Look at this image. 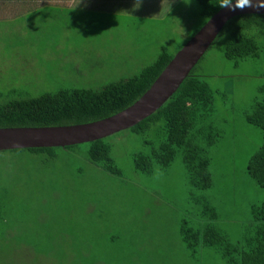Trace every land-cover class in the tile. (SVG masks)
Returning a JSON list of instances; mask_svg holds the SVG:
<instances>
[{
    "label": "rangeland",
    "instance_id": "obj_1",
    "mask_svg": "<svg viewBox=\"0 0 264 264\" xmlns=\"http://www.w3.org/2000/svg\"><path fill=\"white\" fill-rule=\"evenodd\" d=\"M77 3L0 0V18H12L28 5H65L57 23L40 10L0 20V92L19 85L32 93L101 88L138 73L162 47L175 53L203 22L196 0H169L154 18L144 15L137 0ZM41 15L54 26L24 29ZM225 31L198 66L220 91L213 112L220 136L208 151L212 186L194 196L201 205H216L218 222L234 233L251 205L264 199L246 172L263 131L245 117L252 100H264V28L253 31L259 56L238 63L224 57L230 34ZM140 138L129 129L105 137L118 176L89 162L85 143L56 147L51 155L0 151V202L7 218L0 220V264H223L212 260L218 256L212 247L198 248L196 255L208 254L192 261L181 240L182 220L193 226L208 219L190 200L181 154L167 169L138 172L133 154L144 149Z\"/></svg>",
    "mask_w": 264,
    "mask_h": 264
},
{
    "label": "trees",
    "instance_id": "obj_2",
    "mask_svg": "<svg viewBox=\"0 0 264 264\" xmlns=\"http://www.w3.org/2000/svg\"><path fill=\"white\" fill-rule=\"evenodd\" d=\"M196 2L200 5L199 17L203 19V22L194 28L190 37L213 13L220 9L217 4L218 0H196ZM28 6L12 18L2 17L0 20L12 21L26 14L36 15L40 13V10L51 21L57 23L65 10V5L57 4ZM48 12L52 14L48 16ZM45 18L41 15L24 29L48 31L54 24L47 22ZM263 28L264 14L236 15L225 23L212 44L223 32H226L225 30H228L230 34L224 47V57L227 60L238 63L247 58H257L261 47L253 31ZM205 53L182 80L176 91L160 107L136 124L123 129H129L141 135L140 142L144 149L133 154V167L138 172L150 173L155 166L167 169L172 165L176 155L181 154L186 179L191 188L190 200L197 204H200L198 202L200 200L197 201L194 192L212 186L209 169L211 158L208 151L220 136V131L213 118V112L216 109V95L220 91L212 86L208 74L198 71V66ZM174 54L169 53L166 47H162L156 59L144 66L138 73L125 79L108 82L97 89L62 87L53 91L32 93L20 85L11 86L8 90L0 92V127L67 125L95 121L110 116L136 101L149 88ZM245 117L248 123L263 131L262 143L250 156L246 172L257 187L264 191V100L258 98L252 100ZM83 143L87 146L86 159L89 162L110 174L121 175L120 169L113 163L110 154L111 146L105 137L56 147L70 148ZM56 147L9 150L18 152L26 150L51 155ZM216 207L214 204H200V209L208 215V219H198L193 226L189 225L186 219L180 222L181 240L191 252V255L189 253L191 260L198 261L208 254L196 255L198 248L212 247L215 255L218 254L217 257L212 256V260H224L223 264H264V199L251 205L250 216L246 218L243 227L237 228L234 233L228 232V228L218 222ZM3 211L4 206L0 202V220L7 221L6 216H3ZM14 216L16 218L15 212ZM9 223L11 225L13 221Z\"/></svg>",
    "mask_w": 264,
    "mask_h": 264
},
{
    "label": "water",
    "instance_id": "obj_3",
    "mask_svg": "<svg viewBox=\"0 0 264 264\" xmlns=\"http://www.w3.org/2000/svg\"><path fill=\"white\" fill-rule=\"evenodd\" d=\"M245 13L264 14V9L246 8L235 12L218 9L175 52L149 88L121 111L85 123L41 127H0V150L56 147L88 142L136 124L154 112L176 91L225 23L232 17Z\"/></svg>",
    "mask_w": 264,
    "mask_h": 264
},
{
    "label": "clouds",
    "instance_id": "obj_4",
    "mask_svg": "<svg viewBox=\"0 0 264 264\" xmlns=\"http://www.w3.org/2000/svg\"><path fill=\"white\" fill-rule=\"evenodd\" d=\"M81 2L82 0H78L76 6ZM137 2L140 3L142 0H137ZM217 4L221 9H227L232 12H235L236 10L243 11L246 8H252L255 10L264 9V0H218Z\"/></svg>",
    "mask_w": 264,
    "mask_h": 264
},
{
    "label": "crops",
    "instance_id": "obj_5",
    "mask_svg": "<svg viewBox=\"0 0 264 264\" xmlns=\"http://www.w3.org/2000/svg\"><path fill=\"white\" fill-rule=\"evenodd\" d=\"M167 4H169V0H146V1L140 2L139 6L140 7L143 6L142 7L143 9H140V10H145L144 15L154 18V17H158L162 11H165ZM93 9L118 11V9L113 10L111 8H93Z\"/></svg>",
    "mask_w": 264,
    "mask_h": 264
}]
</instances>
